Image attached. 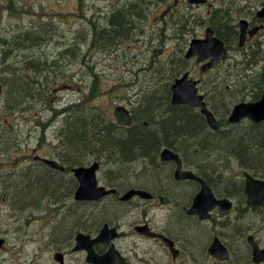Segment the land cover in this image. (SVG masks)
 I'll list each match as a JSON object with an SVG mask.
<instances>
[{"label": "trees", "instance_id": "16d2710c", "mask_svg": "<svg viewBox=\"0 0 264 264\" xmlns=\"http://www.w3.org/2000/svg\"><path fill=\"white\" fill-rule=\"evenodd\" d=\"M169 1L170 0H133L131 4L126 5L127 8L121 7L115 9L111 15L106 18L104 25H102L103 20L83 18L89 23L88 26L90 29L86 30V28H88L87 25L86 27L81 26L82 28L76 30L75 36H71V34L67 32L65 33V29L70 23L69 17L65 19L63 18L64 16H59L60 19H58V12L56 10H53L55 11L53 12L54 15H49L52 16L51 19H40L39 17L41 16L37 17L36 20H26L27 22L24 21L25 19H19L21 23L17 24L15 29H12V32L8 33L7 36L4 35L0 38V47H3L0 49V66L4 68L3 72H0V74H2V80H4V74L8 75L3 83L4 98H11L13 106L15 107H19L25 102L30 103L35 94H37L38 97H42L43 95V100L48 99L47 89H41L40 86L42 84L49 85V76L51 74L55 77L56 82L58 77L52 72L56 71L58 73L60 67L61 70L64 69V62L67 60L75 63L81 61L87 54L85 50L88 51L90 47L104 50L112 48L113 46H118L124 41L131 40L136 35L143 34L145 31L144 24L148 21L145 19L149 17L148 14L151 10V6L165 4ZM79 2L85 4L83 0H79ZM233 13L234 9L231 7H219L211 10L209 14L200 20H190L191 16L189 17L187 15L181 17L180 15H175V20H164L161 31H166V34L163 35L161 40L165 41L167 36L170 35L169 32H171L172 37L170 35L168 38L169 41L174 43L175 48L169 51V55L165 60L158 62L157 65H153V70L156 69L157 71L156 77L149 79L145 83L146 87L141 88L143 94L141 93L139 95L138 100L131 107V113H133L132 117L134 119L131 125L132 127H120V125L116 123L114 117L106 110L100 109L98 111H92L90 109H84L85 105H80V103L87 104L90 101H84L78 104L71 103L65 108L62 107L59 115L60 117L63 116V124L59 132L65 153H61V161L71 165L76 164L77 166L85 165L89 158L98 161L100 164L103 161L106 165H111L114 168L116 167V171L112 170L113 172L111 171L108 174L111 178L112 175H115V179H119L118 177H120L122 173L123 178L125 177L126 172L124 174L122 169L124 165L132 164L136 161L147 160L148 157L150 159L148 160L151 161L150 164L158 165V167L156 166L157 170H161L162 175L166 176L169 182H167V191L175 198L171 200L174 202H176V200L185 201L189 195L187 190L184 189L187 188L188 185L174 182L172 176L173 171H170V165L161 164L159 160L161 149L163 147H169L173 151H177L176 153L182 156L181 158L184 166L194 170L213 187L216 194L230 197L239 203V208L243 207L245 202L243 175L242 173H233L230 175L229 170L237 163L238 167L242 170L250 172L254 177L264 179V124L255 125L249 121H243L237 125H232L228 122V115L231 107L237 103L246 101V97L251 101H257L261 98L264 93V68L260 67L258 63V55L260 54L259 46L258 50L251 54L237 48L238 25L234 20ZM62 14L65 15L64 13ZM56 20H62L61 28ZM138 23H143V25L139 27L137 26ZM63 25H66V27ZM195 25L198 26V28L206 26L211 27L215 31V34L226 43L229 50L236 49L237 52L242 53L239 55L243 57L240 61L237 59L229 60L230 62H227L228 64L226 66L221 64L206 75L200 74V90L205 94L208 106L219 121L220 130L218 132L209 130L205 118L199 111L188 106H175L171 103V86L173 82L189 70L188 61L184 57L187 44L190 40L186 36L194 33L193 30ZM72 28L68 27V30L72 31ZM58 36L61 38L62 45L59 47L57 53L50 56L48 53L49 47L50 45H55L54 41L56 42V37ZM89 38L92 40V45H88ZM85 45L87 46L85 47ZM17 51L18 53H24L18 58L17 55H15L18 54ZM25 52L27 53L25 54ZM37 54L39 57L36 56ZM42 54L44 57H42ZM247 57L249 58L247 59ZM51 59L52 63L49 62ZM57 60L60 61V66ZM239 65H245L247 76L244 77L243 74H237L239 77L233 80L235 74L227 72L225 67L233 68ZM87 67L90 69V73H93L96 64L94 62L93 66L87 65ZM250 72L251 76L248 75ZM252 73L256 74V76H252ZM65 77L66 74H62L59 78L64 79ZM94 77H96V74ZM143 95L145 96L143 97ZM45 96L46 98H44ZM223 115L225 117H223ZM73 116L75 119H73ZM155 120H158V122ZM223 122L224 124H222ZM106 124L111 129L107 127ZM188 131H190V133H188ZM95 141L98 145H94ZM173 148L176 149L174 150ZM108 150L110 151L108 152ZM125 151L126 153L124 154ZM204 151L209 152H207L206 155ZM120 154H122V156ZM130 154L131 157L129 160ZM138 157H140V159ZM121 159L126 162H123ZM197 161H199V163ZM230 164H232V166ZM38 172V169H33L29 172L24 171L23 174L17 178L16 183L22 182L20 184H28L22 191H12L11 189L13 186H8V194H12L11 199L16 203V207H23L33 195H38L37 197L45 195L47 197L49 194L58 193L60 189L63 188V180L53 178L56 176H52L53 174H48L46 172H43L42 175H38ZM141 179L143 184L149 186L148 183L145 182V178ZM140 180L137 178V182ZM113 181L111 183H113ZM36 182L37 184L39 182L42 183L39 187H36ZM121 182L124 183L125 181ZM142 183L138 182V184L143 185ZM45 184L46 187H42V185ZM159 188L162 187L159 186ZM182 191L186 192L183 193ZM174 193L176 195H174ZM233 193H235V195ZM167 197L172 198L169 195H167ZM177 205L181 207L184 206V204L180 205V202L177 203ZM107 206H109V202ZM99 208L102 209V206ZM105 209L108 211L109 208L105 207ZM249 215H242V218L240 216L232 221L229 219L226 226L223 228L222 235L224 238L222 239L224 242H230L237 255V259L240 253L243 254V239L248 225L250 224L247 223V221L253 216L255 217L253 214L252 216ZM66 221L67 219L65 216L60 222L61 226L59 225L60 227L58 226V228L55 229V234H59V232L61 234L65 227L69 226L71 227L70 229H72L75 226L69 225L70 221ZM177 221L179 222L180 220ZM99 222V219L93 220V224L95 225H98ZM104 222L110 221L105 220ZM185 223L186 224H183L180 230L182 232L186 231L185 233H190L191 230L192 233L189 238L190 243H196L195 246L198 247L196 249H199L201 244L199 241H203L204 238L200 236L199 232H194L192 228L190 229L191 226L188 225L187 222ZM204 235L206 239L208 234L205 233ZM199 236L200 240H198Z\"/></svg>", "mask_w": 264, "mask_h": 264}, {"label": "rangeland", "instance_id": "374dc122", "mask_svg": "<svg viewBox=\"0 0 264 264\" xmlns=\"http://www.w3.org/2000/svg\"><path fill=\"white\" fill-rule=\"evenodd\" d=\"M83 1L85 4H81L79 0H0V38L1 36H7L8 33L12 32V29H15L17 24L21 23V20L19 19H25V22H27L26 20H36V18L39 16H41L39 17L40 19H51L52 16L49 15H54L53 12L55 11L53 10L58 12V19H60L59 16H64L63 18L65 19L66 17H69L70 23L67 25V27L66 25H63L66 27L65 33L67 32L68 34H71V36H75V32L78 28L86 27L87 25V29H90L88 26L89 23H87V20L83 18H91V20H103L102 25H104L106 18L110 16L115 9L121 8L122 5L123 7H126V5L131 4L133 0ZM208 2L213 4V7L215 8L231 7L234 9L233 15L238 17L236 20H240L244 17H247L246 19H251L253 14L257 13L258 10L261 9L263 4L257 0H208ZM210 11L211 8L207 4L193 6L191 9H189L186 0H180V3L178 0H170L165 4L152 5L148 14V19H145L148 21H146L144 24L145 31L143 34L136 35L131 40L124 41L118 46H113L112 48L104 50L90 47L88 51L85 50L87 54L81 61L75 63L67 60L64 62V69L61 70L60 67L58 73L56 71H51L56 77H58L57 81L55 82V77L51 74L49 76V85L42 84L40 86L41 89H47L46 92L49 96L48 99L43 100V95L42 97H38L37 94H35L30 103L25 102L19 107L13 106V101L11 98L5 97L3 100L0 99V193H9L8 186L10 185L13 186L11 189L12 191L24 190L28 184H20L22 182L16 183L17 178H19L24 171L29 172V169L39 170V167H31V165L36 164V161L34 160H37V156L57 160L65 167H80L76 164L71 165L67 162L61 161V153L64 154L65 150L63 142L60 139L59 132L63 124V116L60 117L59 115L60 109L62 107H67L71 103L78 104L80 102L90 101L87 104L80 103V105L83 104L85 105L84 109H90L92 111H98L100 109L106 110L113 117L114 110L118 106H125L130 110L132 105H134L138 100L139 95L142 93L141 88L146 87L145 83L149 79L156 77L157 71L156 69L153 70V65H157L158 62L165 60L169 55V51L175 48L174 43L169 41L168 38L171 35V32H169L170 35L167 36L165 41L161 40L163 35L166 34V31H161L164 20H175V15L184 16V14H188L189 17L191 16L190 20H200L209 14ZM164 14L166 15L164 16ZM56 22L61 28L62 20H56ZM142 25L143 23L137 24L139 27ZM68 27H73L72 31H69ZM204 30L205 29L198 28V26L195 25L193 30L194 33H191L186 37L191 40L192 38H196V36L203 34ZM259 39H261V43L264 41V33L259 36ZM61 42V38H59V36L56 37V42L54 41L55 45H50L48 50L50 56H53L54 53L59 51V47L62 45ZM88 45H92L91 38H89ZM86 46L87 45H85V47ZM2 48L0 47V49ZM253 49L255 50L256 47L255 45L251 44L250 47L248 46L245 49V52L251 54V50ZM23 53L24 52H20L15 55H17L19 58V56ZM26 53L27 52H25V54ZM230 54L233 56L238 55L239 57L236 56L238 61L242 60L243 58L239 55L242 53L239 52L232 51ZM36 56L39 57L38 54ZM42 57H44L43 54ZM248 58L249 57H247V59ZM49 62L52 63V59L49 60ZM94 62L96 64V67H94L95 73H90V69L87 67V65L93 66ZM57 63L60 66L59 60H57ZM258 63L260 67L262 66L264 68V47H262L260 50ZM227 64L228 63L226 62L224 65L226 66ZM188 68L195 69L194 72H192V75L197 78L198 76L195 74L199 69L196 67L195 62H188ZM225 69L227 72L235 74L233 80L239 77L237 74H243L244 77L247 76V69H245V65H239L233 68L225 67ZM0 72H3V68L1 66ZM62 74H66L64 79L59 78L62 76ZM95 74L96 77H94ZM250 74L251 72L248 73L249 76H251ZM4 75L3 79L5 80L6 76L8 77V75ZM1 76L2 74H0V82L4 83V80H2ZM252 76H256V74L252 73ZM44 98H46V96ZM247 99L248 97L245 98V100ZM92 162H94V160L89 158L85 165H91ZM148 163L150 164L149 160H141L132 164L124 165L122 169L127 175L125 174L124 178L123 175H121L122 177L120 176V178L118 177L119 180H116L112 174L111 175L113 178H111V176L108 174L112 170L116 171V167L114 168L111 165H106L102 161L101 171L98 173V176L105 184L111 183L113 180L114 181L112 184L122 183L121 179H123V181H125L124 184L131 183L134 185H141L138 184V182L142 183L140 179L145 178L146 182H148V185L153 184V186L158 188L161 186L163 190L165 189L164 192L172 197V195L168 193L166 189L168 182L166 176L162 175L161 170L158 171L156 169L157 165H154V167ZM130 165L133 166L131 167ZM125 166L127 167L125 168ZM231 170L235 172L237 169L232 166ZM155 171L160 173H156ZM50 172L51 173L49 174H53L52 176L68 179L74 178L73 174L70 173V175L69 172L62 173L63 175L53 173L52 171ZM42 173L43 171L41 172L39 170L37 174L42 175ZM155 174L156 178L159 180H156ZM4 176H12V179L7 180V182H3L2 178ZM137 178H139L140 181L137 182ZM41 183L42 182H39L37 184L36 182V187H39ZM156 184L161 185L157 186ZM42 187H46V184L42 185ZM187 188L184 190L187 189L188 195L190 193V196H192L195 191L191 188V186H188ZM37 196L38 195H33V197L27 201L30 207L29 211L24 215V218H28L27 214H29L31 215L32 219H34L32 222L37 221L36 223L31 222L32 225L25 228V230L22 232L23 235H29V237H40L42 232L39 227V222L42 216H44V209H49L50 207H53L54 209H62V211H65V209L77 208L68 211L66 214V222L70 221L69 225L71 226L77 225V223L91 224L92 222H89L90 219L92 221L94 219H99L100 222L98 224L103 223L105 220L114 222L122 221L127 214L124 213L125 211H121V206L113 200H109V206H107V202L99 201L100 203L95 205L93 209H86V207L85 209H81L82 206L79 204L76 205L73 197L57 201L55 198ZM40 201L43 203L42 206L39 204ZM178 202H180V205H182L185 201L179 200ZM100 206H102V209L99 208ZM24 207H15L14 211L12 209H7L5 206L0 207V232H5L3 229L6 228L2 222L5 219L12 220L14 217L15 237L14 233L11 234L9 232L7 234H11L13 237V245L17 249V253L15 252L13 255H18L19 251L21 255L23 253L21 252V244L18 242L19 237L17 236L18 233H16V229L18 228L17 220L21 216V212ZM105 207L109 208L108 211L105 209ZM126 219H129L130 221L133 220L132 218ZM55 220L56 219H53L52 222L54 223ZM250 222L258 221L256 217L253 216L249 219V221H247V223ZM172 224L173 226H176L177 221L173 222ZM55 225L59 226L60 222L57 221ZM249 225L252 226L251 223ZM70 228L71 227L69 226L65 227L62 233L60 234L59 232V234L65 235L68 230H74L73 228ZM220 228L224 227L221 225L219 229ZM50 230H52V227H47L46 233L48 234ZM191 233L192 232L188 233V235L190 236ZM59 234L53 233L52 238H57ZM200 236L198 237V240H200ZM201 241H199V243ZM229 246L231 247V252L233 254L234 249L230 244ZM35 247L36 244H34L30 249V257L32 258L37 257L36 254L38 253V249ZM242 255L243 258L239 259L241 263L244 262V254ZM234 261L237 263V259H234ZM33 264L35 263L33 262Z\"/></svg>", "mask_w": 264, "mask_h": 264}, {"label": "flooded vegetation", "instance_id": "af4514ba", "mask_svg": "<svg viewBox=\"0 0 264 264\" xmlns=\"http://www.w3.org/2000/svg\"><path fill=\"white\" fill-rule=\"evenodd\" d=\"M251 23H262L264 26V17L262 20L254 19ZM3 99L4 98H2V100ZM35 163L38 164L41 172H45V168L47 169L46 165L42 162L40 163V161ZM172 167H170V171L173 170ZM75 168L76 167L73 166L65 167L66 170L64 173H72ZM53 178L63 180L64 184L61 192L49 194V196H47L48 198H55L57 201H60L75 197V192L78 188V182L75 178ZM2 179L3 182H7V180L12 179V176H4ZM103 185L109 189H115L116 192L105 197L102 202L108 203L109 200L117 202V204L121 206V211L127 213V218L133 219L130 221L126 219L125 216L122 221L116 224H108L111 228L116 229L118 234L117 237L113 239L109 238V240L111 239L110 243L105 240L98 244H91L92 241L98 237L102 227L106 224L102 223L100 225H95L91 219L89 221L92 222L91 224L79 223L73 227L74 230H69L65 235H58L57 238H52V234H55V229L58 228L55 223L57 221L61 222L68 211L77 208L65 209V211H62V209H54L53 207L44 209V216H42L39 222V227L42 232L40 237L23 235L22 232L25 228L31 226V222L34 220L29 214H27L28 218H24V215L29 211L30 207L28 203H25L24 206L26 207L23 206L24 208L22 209L21 216L17 220L18 228L16 229V233H18L17 236L19 237L18 242L21 244V252L23 253L21 255L19 251L18 255H13V253L17 251L13 245V237L11 236L12 233H14L15 236L14 217L12 220L5 219L2 223L6 228H1L5 232H0V241H2L0 244V264H33V262L35 264H93L89 260V255L86 251L90 245L99 257L105 256L109 251H116L117 255L112 254L108 256L105 264H232V256L229 261L222 262L212 257L208 249L217 238L224 243L222 241V238H224L222 235L223 228L219 229L221 225L224 227L229 219L232 221L240 217V214H250L249 216H252L253 212L251 209H242L240 211L241 213L236 211L235 216L229 217L227 216L229 214L228 212L216 208L212 211L208 219H202L199 215H190L188 213L192 202L188 208H184V206L189 203L190 194L183 203L184 206H178L177 203L179 202L176 200V209H166L169 205L168 201L175 198H168L163 189H159L153 186V184L149 186L145 184L142 186H134L131 183H103ZM132 189L147 191L149 193V198H144V200L139 195H136L127 202L121 201V198ZM3 194L0 193V207L5 206L7 209H12L14 211L16 203L11 199L12 194ZM44 196L45 195H42L41 197ZM99 203L92 201L77 202L75 200L76 205L79 204L82 206L81 209H85V207L86 209H93L95 205ZM39 204L40 206L43 205L41 201ZM159 205L161 206L160 209L158 208ZM53 219H56L54 223L52 222ZM177 220L189 223L192 230H196L201 234L202 238H204L198 250L196 249L198 247L195 246L196 243H190V236L187 235L188 233L182 232L179 229L177 230V228L173 226L172 222ZM36 222L37 221H33L32 223ZM250 223L252 226L248 225L247 229H253L255 222ZM49 226L52 227V230L47 234L46 228ZM180 231L182 233H179ZM260 231H262L261 224H258L255 229L252 230V233L258 238ZM9 232L11 234L7 235ZM205 233L208 234L206 239ZM79 235H83L81 238V245L86 246V250L77 249ZM165 238L169 240H165ZM257 243L261 248H264V244H261L260 241L257 240ZM34 244H36L35 248L38 249L36 258L30 257V249ZM112 245L114 248L111 250ZM226 247L228 248L227 245ZM249 248L250 252H248L245 247L243 248L244 259L249 255L248 260L250 259L252 261L253 250L250 245ZM229 253L231 255L230 251ZM239 256L243 258L241 253Z\"/></svg>", "mask_w": 264, "mask_h": 264}, {"label": "water", "instance_id": "95a60500", "mask_svg": "<svg viewBox=\"0 0 264 264\" xmlns=\"http://www.w3.org/2000/svg\"><path fill=\"white\" fill-rule=\"evenodd\" d=\"M190 3H201L202 0H189ZM245 24V22H243ZM242 24V22H241ZM245 29H242L241 43L244 41ZM194 56L198 57V62H203L209 58L211 61L203 67L204 71L214 67L221 60H224L227 56V51L225 49L224 43L218 38L214 37L213 31L208 29L206 32L205 39H196L193 40L189 51L186 55L187 58H192ZM197 82H193L189 79V73L185 74L181 79H177L172 85V102L173 104H185L191 105L193 107H201L202 112L206 115L208 123L214 129H217V122L214 119L212 113H210L206 105L203 103V97L198 95ZM115 118L120 125L128 126L132 123V119L129 111L123 107L118 106L115 109ZM243 117H250L255 121H260L264 119V97L260 103L249 104V105H239L235 108L231 121H239ZM162 161H173L177 164V170L175 172V178L178 180L192 179L198 181L202 186V191L197 195L194 200V204L190 210L191 214L199 215L201 218L208 217L209 211L214 207V205H220L222 209H228L231 207V204L227 201H216L210 188L199 178L193 175L190 172L182 171V163L178 155L173 154L170 151H164L162 154ZM51 166L58 168V165L55 162L45 160ZM99 169V164L95 163L89 168H79L76 169L75 176L77 177L80 187L76 192L75 199L78 201H97L105 195L109 194L111 191H106L105 188L99 187L97 180V171ZM247 186L246 193L248 194V202L251 205H261L264 206V181L254 180L251 176H247ZM135 194H141L146 196L144 192H138L132 190L128 192L123 200H129ZM114 232V231H113ZM107 227H105L100 235L92 241V245L100 243L102 241H109L110 236ZM83 236L79 235L78 237V246L77 249H85L86 246L81 245V238ZM252 242V238L249 239ZM2 241H0L1 244ZM90 253L89 260L93 264H102L104 261L101 257L95 255L92 246L88 248ZM212 255L227 258L224 247L219 243L218 240L215 241L214 245L210 248ZM110 255V254H109ZM108 255V256H109ZM104 259V258H103ZM254 261L260 263L264 261V250H260L257 245L254 244Z\"/></svg>", "mask_w": 264, "mask_h": 264}, {"label": "bare ground", "instance_id": "6f19581e", "mask_svg": "<svg viewBox=\"0 0 264 264\" xmlns=\"http://www.w3.org/2000/svg\"><path fill=\"white\" fill-rule=\"evenodd\" d=\"M166 5H167V4H166ZM121 7H123V5H122ZM125 8H127V7H125ZM130 9H131V7H130ZM165 15H166V14H164V16H165ZM162 16H163V15H162ZM180 17H181V15H180ZM185 24H186V23H185ZM109 25H110V24H109ZM86 29H87V28H86ZM46 38H47V37H46ZM107 43H108V41H107ZM223 71H224V70H223ZM261 81H262V80H261ZM255 82H256V81H255ZM258 82H259V81H258ZM251 83H253V82H251ZM263 85H264V83H263ZM253 86H255V85H253ZM142 94H143V93H142ZM144 96H145V95H143V97H144ZM176 106H177V105H176ZM156 109H157V108H156ZM26 110H27V109H26ZM157 111H158V110H157ZM216 111H218V110H216ZM222 111H223V110H222ZM222 111H221V113H222ZM136 112H137V111H136ZM219 112H220V111H219ZM79 113H81V112H79ZM88 113H89V112H88ZM95 113H96V112H95ZM134 113H135V112H134ZM140 113H141V112H140ZM73 114H74V113H73ZM83 114H84V113H83ZM98 114H99V113H98ZM132 114H133V113H132ZM154 114H155V113H154ZM163 115H164V114H163ZM163 115H162V116H163ZM224 115H225V114H224ZM224 115H223V117H225ZM77 116H78V115H77ZM87 116H88V114H87ZM90 116H91V114H90ZM141 116H142V115H141ZM79 117H80V116H79ZM137 117H138V116H137ZM221 117H222V116H221ZM91 118H93V117H91ZM101 118H102V117H101ZM219 118H220V117H219ZM73 119H75L74 116H73ZM93 119H94V118H93ZM136 119H137V118H136ZM138 119H140V118H138ZM158 119H159V118H158ZM162 119H163V117H162ZM221 119H222V118H221ZM71 120H72V119H71ZM100 120H101V119H100ZM133 120H134V119H133ZM73 121H74V120H73ZM85 121H86V120H85ZM155 121H156V120H155ZM71 122H72V121H71ZM77 122H78V121H77ZM90 122H91V121H90ZM102 122H104V121H102ZM136 122H137V121H136ZM136 122H135V123H136ZM156 122H158V120H157ZM72 123H73V122H72ZM94 123H95V122H94ZM135 123H134V124H135ZM160 123H161V122H160ZM103 124H104V123H103ZM112 124H113V123H112ZM162 124H163V123H162ZM162 124H161V125H162ZM222 124H224V122H223ZM81 125H82V124H81ZM156 125H157V123H156ZM103 126H104V125H103ZM106 126L109 127L107 124H106ZM120 127H121V126H120ZM122 127H123V126H122ZM129 127H130V126H129ZM131 127H132V126H131ZM193 127H194V126H193ZM109 128H110V127H109ZM223 128H224V127H223ZM225 128H226V127H225ZM105 129H106V128H105ZM110 129H111V128H110ZM195 129H196V128H195ZM201 129H202V128H201ZM221 130H222V129H221ZM102 131H103V130H102ZM105 131H106V130H105ZM110 131H111V130H110ZM200 131H201V130H200ZM200 131H199V132H200ZM223 131H225V130H223ZM193 132H194V131H193ZM188 133H190V131H188ZM195 133H196V132H195ZM191 134H192V133H191ZM151 135H152V134H151ZM200 135H201V134H200ZM204 135H205V134H204ZM186 136H187V135H186ZM184 137H185V136H184ZM188 138H189V137H188ZM194 138H195V137H194ZM198 138H199V137H198ZM122 139H123V138H122ZM186 140H187V138H186ZM189 140H190V139H189ZM217 140H218V139H217ZM217 140H216V141H217ZM98 141H99V140H98ZM116 141H117V140H116ZM118 141H119V140H118ZM120 141H121V140H120ZM194 141H195V140H194ZM199 141H200V140H199ZM210 141H211V140H210ZM214 141H215V140H214ZM124 142H125V141H124ZM139 142H140V141H139ZM115 143H116V142H115ZM137 143H138V142H137ZM237 143H238V142H237ZM93 144H94V143H93ZM199 144H200V143H199ZM88 145H89V143H88ZM91 145H92V144H91ZM94 145H98V144L96 143V141H95V144H94ZM105 145H106V144H105ZM118 145H119V144H118ZM120 145H121V144H120ZM126 145H127V144H126ZM99 146H100V145H99ZM190 146H191V144H190ZM93 147H94V146H93ZM101 147H102V146H101ZM112 147H114V146H112ZM123 147H124V146H123ZM95 148H96V147H95ZM99 148H100V147H99ZM102 148H103V147H102ZM119 148H120V147H119ZM129 148H130V147H129ZM168 148H169V147H168ZM194 148H195V147H194ZM201 148H202V147H201ZM204 148H205V147H204ZM204 148H203V149H204ZM212 148H213V147H212ZM97 149H98V148H97ZM108 149H110V148H108ZM111 149H112V148H111ZM121 149H122V148H121ZM173 149H174V148H173ZM175 149H176V148H175ZM175 149H174V150H175ZM199 149H200V148H199ZM99 150H100V149H99ZM102 150H103V149H102ZM106 150H107V149H106ZM113 150H114V148H113ZM118 150H119V149H118ZM212 150H213V149H212ZM109 151H110V150H108V152H109ZM122 151H123V150H122ZM88 152H89V151H88ZM100 152H101V151H100ZM111 152H112V150H111ZM115 152H117V151H115ZM119 152H120V151H119ZM174 152H175V151H174ZM176 152H177V151H176ZM179 152H180V151H179ZM204 152H206V151H204ZM204 152H203V153H204ZM207 152H209V151H207ZM207 152H206V155H207ZM125 153H126V151L124 152V154H125ZM132 153H133V152H132ZM106 154H107V153H106ZM180 154H181V153H180ZM111 155H112V154H111ZM120 155L122 156V154H120ZM140 155H142V154H140ZM144 155H146V154H144ZM121 156H120V157H121ZM128 156H129V155H128ZM134 156H135V155H134ZM136 156H137V155H136ZM146 156H147V155H146ZM130 157H131V154H130V156H129V160H130ZM153 157H154V156H153ZM181 157H182V156H181ZM116 158H117V157H116ZM123 158H124V156H123ZM132 158H133V156H132ZM138 158L140 159V157H138ZM138 158H137V159H138ZM150 158H151V157H150ZM207 158H208V157H207ZM125 159H126V158H125ZM127 159H128V158H127ZM144 159H145V158H144ZM148 159H149V158L147 157V160H148ZM33 160H34V159H33ZM33 160H32V161H33ZM117 160H118V158H117ZM121 160H122V159H121ZM129 160H128V161H129ZM147 160H146V161H147ZM149 160H150V159H149ZM193 160H194V159H193ZM197 160H199V159H197ZM201 160H202V159H201ZM201 160H200V161H201ZM34 161H35V160H34ZM122 161L124 162L125 160H122ZM128 161H127V162H128ZM135 161H136V160H135ZM195 161H196V159H195ZM204 161H205V160H204ZM36 162H38V161H36ZM118 162H119V161H118ZM125 162H126V161H125ZM131 162H132V161H131ZM150 162H151V161H150ZM197 162L199 163V161H197ZM202 162H203V161H202ZM40 163H41V162H40ZM143 163H144V162H143ZM122 164H123V163H122ZM148 164H149V163H148ZM161 164H162V163H161ZM200 164H201V162H200ZM203 164H204V162H203ZM210 164H211V163H210ZM149 165H150V164H149ZM151 165H152V164H151ZM185 165H186V164H185ZM194 165H195V164H194ZM84 166H86V165H84ZM130 166H131V165H130ZM132 166H133V165H132ZM132 166H131V167H132ZM139 166H140V165H139ZM153 166H154V165H153ZM153 166H152V167H153ZM205 166H206V165H205ZM126 167H127V166H125V168H126ZM134 167H135V166H134ZM145 167H147V166H145ZM150 167H151V166H150ZM157 167H158V165H157ZM210 167H211V166H210ZM148 168H149V167H148ZM163 168H164V167H163ZM129 169H130V168H129ZM132 169H133V168H132ZM137 169H138V167H137ZM149 169H150V168H149ZM156 169H157V168H156ZM200 169H201V168H200ZM133 170H134V169H133ZM143 170H144V169H143ZM154 170H155V169H154ZM162 170H163V169H162ZM130 171H131V170H130ZM148 171H149V170H148ZM156 171H157V170H156ZM156 171H155V172H156ZM158 171H160V170L158 169ZM207 171H209V170H207ZM213 171H214V170H213ZM216 171H217V170H216ZM133 172H134V171H133ZM141 172H142V171H141ZM153 172H154V171H153ZM200 172H201V171H200ZM128 173H129V171H128ZM156 173H160V172H156ZM207 173H208V172H207ZM69 174H70V173H69ZM124 174H125V173H124ZM164 174H165V173H164ZM70 175H71V174H70ZM122 175H123V173H122ZM208 175H209V174H208ZM210 175H211V173H210ZM113 176H115V175H113ZM143 176H144V175H143ZM147 176H148V175H147ZM153 176H154V175H153ZM164 176H165V175H164ZM212 176H213V175H212ZM214 176H215V175H214ZM214 176H213V177H214ZM218 176H219V175H218ZM98 177H99V176H98ZM121 177H122V176H121ZM141 177H142V175H141ZM141 177H140V178H141ZM145 177H146V176H145ZM213 177H212V178H213ZM215 177H216V176H215ZM112 178H113V177H112ZM119 178H120V177H119ZM155 178H156V174H155ZM219 178H220V177H219ZM116 179H117V178H116ZM129 179H130V178H129ZM150 179H151V178H150ZM164 179H165V178H164ZM117 180H119V179H117ZM141 180H143V179H141ZM156 180H159V179L156 178ZM156 180H155V182H156ZM160 180H161V179H160ZM212 180H213V179H212ZM215 180H216V179H215ZM122 181H123V180H122ZM151 181H152V180H151ZM163 181H166V180H163ZM145 182H146V181H145ZM161 182H162V181H161ZM218 182H219V180H218ZM124 183H125V182H124ZM133 183H134V182H133ZM147 183H148V182H147ZM168 183H169V182H168ZM150 184H151V183H150ZM145 185H146V184H145ZM156 185H157V184H156ZM158 185H161V184H158ZM158 185H157V186H158ZM163 185H165V184H163ZM222 186H223V185H222ZM160 187H161V186H160ZM167 187H168V186H167ZM169 187H170V186H169ZM174 188H176V187H174ZM161 189H162V188H161ZM166 189H168V188H166ZM187 189H188V188H187ZM187 189H186V190H187ZM231 189H232V188H231ZM237 189H238V188H237ZM237 189H236V190H237ZM164 190H165V189H164ZM187 191H188V190H187ZM182 192L184 193V191H182ZM185 192H186V191H185ZM236 192H237V191H236ZM236 192H235V193H236ZM238 192H239V191H238ZM169 193H170V192H169ZM183 193H182V194H183ZM187 193H188V192H187ZM235 193H233V194L235 195ZM178 194H179V192H178ZM174 195H176V194L174 193ZM237 195H238V194H237ZM178 196H179V195H178ZM2 204H3V203H2ZM115 208H116V207H115ZM117 209H118V208H117ZM114 210H115V209H114ZM176 211H177V210H176ZM0 212H1V211H0ZM240 213H241V212H240ZM125 214H126V213H125ZM128 215H129V213H128ZM240 215H241V218H242V214H240ZM240 215H239V216H240ZM243 217H244V216H243ZM126 218H127V216H126ZM173 222H176V221H173ZM173 222H172V223H173ZM183 224H186V223H185L184 221L180 220L179 222L177 221V225H176V226L174 225V227L177 228V230H178V229L180 230V229H182L181 227L183 226ZM19 225H20V224H19ZM188 225H189V223H188ZM195 228H196V227H195ZM183 229H184V228H183ZM186 229H187V228H186ZM190 229H191V228H190ZM193 229H194V228H193ZM193 231L196 232V230H193ZM185 232H186V231H185ZM190 232H191V230H190ZM177 233H178V232H177ZM179 233H182V232L180 231ZM183 234H184V233H183ZM176 235H178V234H176ZM181 235H182V234H181ZM187 235H188V234H187ZM182 236H183V235H182ZM235 236H236V235H235ZM14 237H15V236H14ZM244 251H245V250H244ZM242 256H243V255H242Z\"/></svg>", "mask_w": 264, "mask_h": 264}]
</instances>
